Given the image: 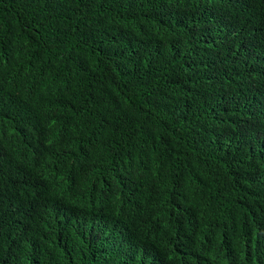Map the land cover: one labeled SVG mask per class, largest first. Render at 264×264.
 <instances>
[{
  "label": "trees",
  "instance_id": "1",
  "mask_svg": "<svg viewBox=\"0 0 264 264\" xmlns=\"http://www.w3.org/2000/svg\"><path fill=\"white\" fill-rule=\"evenodd\" d=\"M0 264H264V0H0Z\"/></svg>",
  "mask_w": 264,
  "mask_h": 264
}]
</instances>
